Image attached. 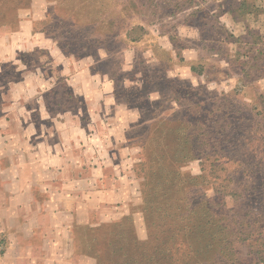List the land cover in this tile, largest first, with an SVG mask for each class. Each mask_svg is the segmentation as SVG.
<instances>
[{
  "label": "rangeland",
  "instance_id": "374dc122",
  "mask_svg": "<svg viewBox=\"0 0 264 264\" xmlns=\"http://www.w3.org/2000/svg\"><path fill=\"white\" fill-rule=\"evenodd\" d=\"M185 215L264 264V0H0V264H135Z\"/></svg>",
  "mask_w": 264,
  "mask_h": 264
},
{
  "label": "trees",
  "instance_id": "16d2710c",
  "mask_svg": "<svg viewBox=\"0 0 264 264\" xmlns=\"http://www.w3.org/2000/svg\"><path fill=\"white\" fill-rule=\"evenodd\" d=\"M192 70H195V68L192 67ZM225 164L222 163L219 165L220 168H222L221 170H227ZM183 218L185 220V223L183 222V227H181L182 225H171L170 227L172 228H168V230L172 232L169 240L156 244H151L150 241H136V243H133V249L130 248L131 254L129 258L133 259L135 264H188L187 261H184L187 259L192 261L191 264H195L198 261V257L202 259L201 264H221V262H224L225 258L221 256L223 255L222 253L225 247L224 240L221 238H213L211 240L213 242L211 243L210 241L209 244L208 242L210 239L203 228H200V226L192 222V220L188 218V215L183 216ZM239 230L240 232L242 231L243 234L246 232L242 229ZM180 234L181 236H178ZM144 244L147 245V251L141 249V246ZM183 247H188V252H185ZM211 251L210 257L208 254ZM211 258L212 261H210ZM200 261L199 259L198 264H200ZM226 264H228V262H226Z\"/></svg>",
  "mask_w": 264,
  "mask_h": 264
},
{
  "label": "crops",
  "instance_id": "0c3cea01",
  "mask_svg": "<svg viewBox=\"0 0 264 264\" xmlns=\"http://www.w3.org/2000/svg\"><path fill=\"white\" fill-rule=\"evenodd\" d=\"M36 222L39 224V227H41V224H40L39 220H36ZM4 223L5 222L3 221V228H4V230L6 232L10 231L9 229H11V228H14L15 230H18V231L26 230V233H24L25 237L29 236V233L27 231L30 229V227H31L32 231L34 229V226H32V223L27 224V223H25L23 221H21V222L19 221L18 223H15L14 227H11L12 225H8L7 221H6L5 224ZM15 230L12 231L14 233H9L8 234L9 235V237H8L9 238L8 239L9 245L7 246V251L5 253V257L7 258V260L9 259L8 257H13L12 256V249H13V246L17 243V235L21 236L19 233H17L18 231H15ZM46 234L49 235L48 240L50 242V246H48L50 248H49V251H48L47 255L48 256L54 255L56 252L62 253L63 252V248H61L60 244L61 243H65V241L68 240L67 234L66 233H62L61 230H57V231H55L52 234H51V232H48ZM44 245H46V244H44ZM64 247H67V245L64 246ZM67 251L69 252V248H67ZM14 257H16V256H14ZM14 257H13V259H16Z\"/></svg>",
  "mask_w": 264,
  "mask_h": 264
}]
</instances>
